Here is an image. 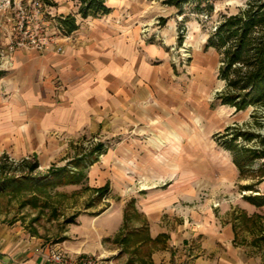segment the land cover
<instances>
[{
  "label": "crops",
  "instance_id": "obj_1",
  "mask_svg": "<svg viewBox=\"0 0 264 264\" xmlns=\"http://www.w3.org/2000/svg\"><path fill=\"white\" fill-rule=\"evenodd\" d=\"M54 1L61 17L78 10L77 0ZM147 2L106 0L110 12L77 15L62 52L9 51L12 38L1 33L0 154L42 168L86 134L120 139L86 175L95 188L109 186L102 210L88 208L54 236L0 219V264H56V249L121 264H264V205L234 190L241 171L216 138L221 130L206 126L216 104L211 74L198 71L205 60L197 57L193 78L176 72L167 49L176 26L170 40L167 26L159 30L165 42L147 35L160 15ZM218 92L213 101L239 112Z\"/></svg>",
  "mask_w": 264,
  "mask_h": 264
},
{
  "label": "rangeland",
  "instance_id": "obj_2",
  "mask_svg": "<svg viewBox=\"0 0 264 264\" xmlns=\"http://www.w3.org/2000/svg\"><path fill=\"white\" fill-rule=\"evenodd\" d=\"M211 1L214 2L215 9L210 14L196 11L190 4L186 5L185 12L181 14L174 6L164 3L163 0H148L147 4L150 5V10H152L150 14L160 15L154 17V22L152 23V26L158 29V32L152 35L148 31L146 33L160 42H165L159 30L164 25L167 26L168 40H170V35H172L171 26H176L175 43L168 46V48L166 47L170 52L169 60L175 66L176 72L183 71L187 75L190 73L189 76L193 78V74H196L194 66L197 57L201 56L204 58L205 61L200 64L198 71L211 74L212 82L209 80L207 88L209 91L208 98L212 99V102L216 104L211 111L212 116L207 119L208 123L206 126L208 131L219 129L221 130L220 133H223L225 127L230 124H232L230 126L241 128L242 130H251L257 135L253 140H245L244 136H242L238 138L237 143H246L248 147L264 149V126L258 124L257 118L252 116L253 109L251 107L235 112L233 108L220 106L216 100L213 101L216 93L225 86V81L218 79L221 54L213 48H206L208 37L214 31L215 25L224 15L236 13L244 8L247 0ZM52 11L56 14L54 6ZM73 13H77V11ZM23 18L25 25H28L31 31H35L34 25L38 22L39 17L36 16L30 0H10L7 6H0V35L5 32L13 39V33L18 30L20 21ZM180 36H183L182 42H180ZM0 65L1 70L2 64ZM258 115L263 116L264 109L259 111ZM260 120L264 122V117H261ZM127 132L129 133V131ZM134 132L131 131L130 133ZM119 136L120 134L112 135L102 130L86 134L85 137L77 140L76 143L69 145L66 154L62 158L51 160L48 166L42 168L38 166L31 173L27 171V165L35 161L33 158H30L25 165L8 168V173L2 172L1 168L0 187L3 185L7 187L5 191L0 189V219L10 222L20 221V224L32 234L54 236L61 229L64 230L68 224L74 222L76 216L80 213H86L88 208H90V215L100 212L102 207L98 206H102V203L105 202L104 197L106 195L97 193L94 189L95 187L89 185L87 178L78 184L55 186L53 184L46 185V180L43 177L49 174L52 168L59 167H68L71 170H76L80 166L85 165L87 166V173L108 149L115 146L120 139ZM206 136L212 138L214 137V132L207 133ZM96 157H98L97 161L92 163V160ZM10 158L16 161L11 156ZM11 176H16L21 181H16L13 185V182L7 179ZM242 176L244 180L236 183L235 191L243 193L242 189H245L243 184L249 182V184L254 186L252 187L253 189H245L247 194L255 195L259 194V191L264 194V156L255 159L253 164L246 168ZM48 179L53 180V177L51 176ZM234 195L237 196L236 193ZM223 199L232 200L233 198L228 193L223 196ZM261 212L263 213L264 209H261ZM256 216L263 215L258 213ZM255 229L256 232H261L262 226Z\"/></svg>",
  "mask_w": 264,
  "mask_h": 264
},
{
  "label": "trees",
  "instance_id": "obj_3",
  "mask_svg": "<svg viewBox=\"0 0 264 264\" xmlns=\"http://www.w3.org/2000/svg\"><path fill=\"white\" fill-rule=\"evenodd\" d=\"M42 1L48 6H55L56 4L54 0ZM163 1L174 6L181 14L185 12L187 4L192 5L196 11L207 14L212 13L215 9L214 2L211 0ZM77 5V13H70L60 19L64 30L68 33L78 27L77 15L82 18L98 17L111 11L106 0H77ZM182 40L183 36H180V42ZM209 47H215L221 53L222 63L218 77L225 81V86L218 92L217 98L222 104L235 107L236 111L253 107L252 116L257 118L258 124L264 126V122L260 120L264 115H258L259 111L264 109V0H247L246 6L238 12L224 15L208 37L206 48ZM216 135H218V142L233 154L234 162L240 168L242 175L255 159L264 156V149L248 147L246 143H237L238 138L242 136L245 140H253L257 135L251 130L227 126L223 133L219 132ZM29 159L25 158L16 162L8 154H2L0 156V169L2 168V172L8 173V168L25 165ZM97 159L98 157L94 158L92 163ZM27 166V171L31 173L37 169L39 164L35 160ZM86 167L83 165L76 170H71L68 167L52 168L50 173L43 178L46 180V185L78 184L86 178ZM51 176L53 180L48 179ZM7 179L13 182V185L14 182L21 181L16 176ZM244 186L245 189H253L254 185L247 184ZM6 187L5 185L1 186V191H5ZM94 189L97 193L105 195L109 186L105 185ZM246 198L258 206L264 205V195H248ZM155 240H159V237Z\"/></svg>",
  "mask_w": 264,
  "mask_h": 264
},
{
  "label": "built area",
  "instance_id": "obj_4",
  "mask_svg": "<svg viewBox=\"0 0 264 264\" xmlns=\"http://www.w3.org/2000/svg\"><path fill=\"white\" fill-rule=\"evenodd\" d=\"M9 2L10 0H0V6H7ZM30 4L34 8L36 16L39 17L38 22L34 25L35 31H31L30 27L25 25L23 18L18 30L13 33L14 38L9 42L7 49L9 51L20 47L46 49L50 45H55L58 51H64L60 41L67 38L69 33L64 30L60 21L62 17L52 11L53 6L44 4L42 0H30ZM2 55L3 51H0V56ZM50 258L56 264H121L112 257L102 255L80 254L73 257L60 249L54 250Z\"/></svg>",
  "mask_w": 264,
  "mask_h": 264
}]
</instances>
